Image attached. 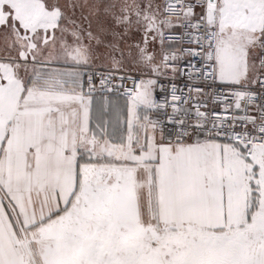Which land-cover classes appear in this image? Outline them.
<instances>
[{"label": "snow or ice", "instance_id": "snow-or-ice-1", "mask_svg": "<svg viewBox=\"0 0 264 264\" xmlns=\"http://www.w3.org/2000/svg\"><path fill=\"white\" fill-rule=\"evenodd\" d=\"M0 264H264V0H0Z\"/></svg>", "mask_w": 264, "mask_h": 264}]
</instances>
